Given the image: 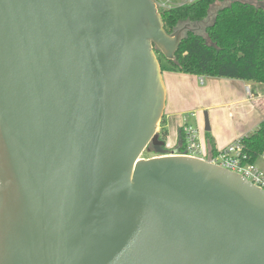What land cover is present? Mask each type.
<instances>
[{
	"label": "water",
	"instance_id": "water-1",
	"mask_svg": "<svg viewBox=\"0 0 264 264\" xmlns=\"http://www.w3.org/2000/svg\"><path fill=\"white\" fill-rule=\"evenodd\" d=\"M153 0H0V264H264V190L164 145ZM210 129L204 113V130Z\"/></svg>",
	"mask_w": 264,
	"mask_h": 264
},
{
	"label": "trees",
	"instance_id": "trees-1",
	"mask_svg": "<svg viewBox=\"0 0 264 264\" xmlns=\"http://www.w3.org/2000/svg\"><path fill=\"white\" fill-rule=\"evenodd\" d=\"M160 13L167 33L185 22L195 25L209 20L203 26V33H185L174 59L167 60L156 50L162 70L264 83V0H196ZM159 126V139L164 145H150L154 148L150 154L182 151V129L177 147L169 151L165 145L168 130L164 116ZM205 133L207 146L214 154V141L208 132ZM239 139L248 154V162L257 163L264 154V120Z\"/></svg>",
	"mask_w": 264,
	"mask_h": 264
},
{
	"label": "crops",
	"instance_id": "crops-1",
	"mask_svg": "<svg viewBox=\"0 0 264 264\" xmlns=\"http://www.w3.org/2000/svg\"><path fill=\"white\" fill-rule=\"evenodd\" d=\"M166 90L164 124L168 134L165 145L175 149L180 128L194 117L200 138L209 154L206 133L214 141L215 151L252 132L264 120V83L239 78L199 76L171 70L162 71ZM246 86L251 89L249 96ZM210 129L204 130V113ZM187 118V119H186ZM264 165L259 158L256 164Z\"/></svg>",
	"mask_w": 264,
	"mask_h": 264
},
{
	"label": "built area",
	"instance_id": "built-area-1",
	"mask_svg": "<svg viewBox=\"0 0 264 264\" xmlns=\"http://www.w3.org/2000/svg\"><path fill=\"white\" fill-rule=\"evenodd\" d=\"M153 1L160 12L164 9L188 5L196 0ZM246 91L250 96L251 89L249 86H246ZM181 129L184 135V149L180 152L174 151V153L206 159L225 169L241 174L243 177L264 190V171L261 170L256 163L248 162V154L244 151V146L240 139L230 142L225 147L215 151L214 154H209L200 138V134L196 126L185 120ZM260 158L264 161V154H261Z\"/></svg>",
	"mask_w": 264,
	"mask_h": 264
},
{
	"label": "rangeland",
	"instance_id": "rangeland-1",
	"mask_svg": "<svg viewBox=\"0 0 264 264\" xmlns=\"http://www.w3.org/2000/svg\"><path fill=\"white\" fill-rule=\"evenodd\" d=\"M171 1H176V0H171ZM214 9H215V7H214ZM209 20H206V21H204V22H199L200 23V25H201V27H200V29L199 30H197V32H199V33H203V26L204 25H206L207 24V22H208ZM193 25V24H192ZM194 27L196 26V24L195 25H193ZM163 60V59H162ZM163 62V61H162ZM166 70V69H165ZM165 70H162V71H165ZM168 71V70H167ZM162 78H163V76H162ZM164 82V81H163ZM187 118H188V120H187V122L188 123H190V124H192V125H194V117H193V115H192V113L190 112V113H188V116H187ZM186 118V119H187ZM159 129H160V126L158 125V132H159ZM154 148L152 147V146H148V148L143 152V154H142V157H147V156H145L144 154H146V153H148V156L149 155H151L150 154V150H153ZM169 151L171 150V149H168ZM152 156V155H151ZM257 166L261 169V170H263L264 171V165H262V164H257Z\"/></svg>",
	"mask_w": 264,
	"mask_h": 264
}]
</instances>
